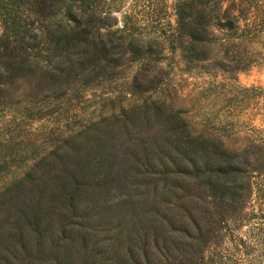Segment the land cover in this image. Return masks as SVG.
I'll use <instances>...</instances> for the list:
<instances>
[{
	"label": "trees",
	"instance_id": "trees-1",
	"mask_svg": "<svg viewBox=\"0 0 264 264\" xmlns=\"http://www.w3.org/2000/svg\"><path fill=\"white\" fill-rule=\"evenodd\" d=\"M115 3L0 0V99L30 74L44 115L61 117L138 68L116 105L105 97L106 112L64 130L67 118L43 154L0 159V176L22 168L0 189V264H264V129L228 148L155 75L167 48L234 78L248 67L240 44L264 45V0H176L174 22L150 31L136 13L117 25Z\"/></svg>",
	"mask_w": 264,
	"mask_h": 264
},
{
	"label": "rangeland",
	"instance_id": "rangeland-1",
	"mask_svg": "<svg viewBox=\"0 0 264 264\" xmlns=\"http://www.w3.org/2000/svg\"><path fill=\"white\" fill-rule=\"evenodd\" d=\"M175 1L116 0L111 13L117 25L124 13H136L144 22L147 20L149 31L159 30L166 28L168 22H174ZM35 31L41 37L40 29ZM223 46H214L217 58L223 56ZM240 46L249 58L242 60L248 67L235 73L234 78L219 68H210L222 60H208L210 66L208 63L191 66L180 60L178 52L171 54L167 48L164 53L174 55V59L164 60L160 64L161 70L155 74L165 76L167 80L160 94L163 99L182 111L197 132L218 138L231 149L242 148L255 138L257 131L264 129V45L242 43ZM136 72L137 66L127 62L110 87L91 89L86 93L91 98L90 102L77 112L64 113L61 117L56 113L44 115L51 107L39 100L43 94L33 76L29 74L20 78L16 89L0 99V159L14 146L20 148L24 155H30L29 151L34 147L42 149L40 153L43 154L49 139L63 132L67 118L64 130L79 127L99 113L106 112L110 105H105V97L117 96L113 102L116 105L124 96L125 83L131 82ZM21 172L22 168H13L0 176V189Z\"/></svg>",
	"mask_w": 264,
	"mask_h": 264
}]
</instances>
